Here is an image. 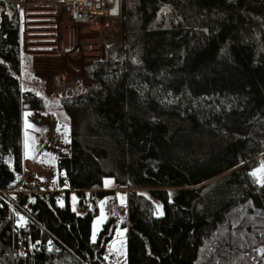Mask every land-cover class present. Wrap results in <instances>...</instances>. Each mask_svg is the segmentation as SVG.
<instances>
[{
    "label": "trees",
    "instance_id": "1",
    "mask_svg": "<svg viewBox=\"0 0 264 264\" xmlns=\"http://www.w3.org/2000/svg\"><path fill=\"white\" fill-rule=\"evenodd\" d=\"M19 14L0 0V188L23 171V110L45 107L21 85L38 80ZM118 21L90 84L57 96L70 144L57 178L91 203L37 196L18 224L0 209V264H112L117 219L91 239L105 178L130 189L126 264H264V0H120Z\"/></svg>",
    "mask_w": 264,
    "mask_h": 264
},
{
    "label": "rangeland",
    "instance_id": "2",
    "mask_svg": "<svg viewBox=\"0 0 264 264\" xmlns=\"http://www.w3.org/2000/svg\"><path fill=\"white\" fill-rule=\"evenodd\" d=\"M8 1L15 2L19 7V2L23 0ZM35 2L37 4H42L40 0H35ZM53 12H58V21H62L65 27V51L64 49L59 50L57 48H54L53 50L52 48H49L48 53L51 54L54 53V51H57L60 54H65L64 64L60 65L62 67H59L64 70L63 77L65 79V85L68 86L69 83H71V79H74L76 77L86 78L84 74L85 65L103 58V56L105 55V45L108 43L106 41L105 36L109 33V31L104 29V25L100 23L101 19L98 22L92 23L90 25H78L70 22L66 15L62 14L61 11L54 9ZM52 18L53 20L55 19L54 17ZM116 18V23L111 27L113 28L114 32V36L111 37V41L120 40L119 21L118 17ZM53 20L51 18H45L42 23H45L47 24V27H50L51 24H54ZM37 23L39 22L36 21L35 24ZM35 50H37V48H33L32 46L26 47L22 45L21 47V52L31 56V58L32 54L30 52H35ZM57 56L60 57V55H55V60L61 59L57 58ZM59 67L57 66V68ZM53 74L56 73H49L50 76ZM38 86L40 87L41 85L38 84ZM83 87H85V85ZM43 90L44 89H42V91ZM35 91L38 93V95L42 97L45 107L42 110H23L22 144L24 172H22V174H29L30 176H33L35 178L50 181L52 186L57 187L59 184V180L56 176V158L53 155L58 153H66L67 149L68 155L70 153L67 126L68 115L65 110L61 107L60 101L57 96H74L77 94H41L38 90ZM38 122L42 123V126L38 129H35L38 125ZM51 126H55L58 135H60L59 143H55V141L51 139L52 134L48 133L50 131ZM50 148H54L57 152L50 155ZM64 150L65 152H63ZM261 168L262 164H259V166H257L253 171L257 172V174L254 176L259 182L264 181V171H258ZM22 174L18 176V183L21 182L24 178ZM103 182V185L105 187L111 189L117 188L118 191L115 193H109V195L103 197L97 203L96 206L98 208V212L97 215L93 218L91 226L92 240H95L97 238L102 223L105 222L108 216V212L106 210V202L108 197L110 196L119 205H127V196L130 192L129 188H122L116 186L112 178H105ZM30 184L31 181H28L24 185L28 187ZM125 190H128V192H126ZM69 202L71 208L76 213L82 214L84 212V207L80 204L79 197L77 196V194L70 193ZM117 221L118 227L116 228L113 235V237H117V240L114 243L113 250L118 254L119 260L113 264H123L125 244L124 239H122V237L125 236V227H122L121 224L122 222L126 223V220L124 217H119L117 218Z\"/></svg>",
    "mask_w": 264,
    "mask_h": 264
},
{
    "label": "built area",
    "instance_id": "3",
    "mask_svg": "<svg viewBox=\"0 0 264 264\" xmlns=\"http://www.w3.org/2000/svg\"><path fill=\"white\" fill-rule=\"evenodd\" d=\"M42 4L51 6L61 11L66 15L68 20L78 25H90L98 22L100 19L104 20V29L108 30L106 34V41H111L114 36L113 28H111L117 20L116 17L110 16L109 12L112 7L107 0H40ZM116 39V38H113ZM23 180L17 182L11 188H0V209H5L10 215L13 223H21L23 221H31V213L34 201L37 196L44 198L54 197L59 201H64L67 194H76L77 192L69 185V178L64 177L58 186H52L50 181L41 180L30 176L29 174H22ZM29 179V180H28ZM31 181L27 187L24 184ZM128 192V190H125ZM92 190H83V207H87L91 203ZM106 210L108 216L112 218L124 217L127 222V205H119L110 196L106 202ZM21 218H23L21 220ZM128 234L125 228V237ZM117 237H113L105 246L104 257L113 263L119 260L118 254L113 250V246ZM35 244L50 249L54 246L53 240L48 237L45 241L36 239ZM125 244V243H124ZM17 253H21L19 248Z\"/></svg>",
    "mask_w": 264,
    "mask_h": 264
},
{
    "label": "crops",
    "instance_id": "4",
    "mask_svg": "<svg viewBox=\"0 0 264 264\" xmlns=\"http://www.w3.org/2000/svg\"><path fill=\"white\" fill-rule=\"evenodd\" d=\"M56 9L51 6H44L42 4H37L35 0H23L19 2V12H20V43L21 47L23 46H32L37 48L35 52H30L32 54V71L33 77L38 81H35L36 84H40L44 89V94H78L83 90V86H87L90 81L87 78L76 77L71 79L68 86L65 85V79L63 77L64 70L60 65L64 64L65 54H60L57 51L49 54V48L64 49V24L62 21H58V12H53ZM57 10V9H56ZM59 11V10H58ZM54 17L55 19L53 20ZM45 18H51L54 24H51L50 27H47V24L42 23ZM38 21L39 23L35 24ZM52 28V29H50ZM64 43V44H62ZM57 53V54H55ZM52 55H60L55 60ZM105 56V55H104ZM103 56V58H104ZM39 57V58H38ZM102 58V59H103ZM57 66L59 68H57ZM55 72L56 74L49 75V73ZM51 118V117H50ZM42 126V123L38 122V125L35 129H38ZM49 134H52L51 139L55 143L60 142V135L57 133L55 126H51ZM68 146V145H67ZM58 147V146H57ZM68 151V149H67ZM66 153H58L53 155L56 159L60 156L68 155ZM57 151L54 148L49 149V154L52 155ZM65 152V150L63 151ZM24 169V168H23ZM57 176V173H56ZM104 183V182H103ZM102 190L112 191L113 193L117 192L118 189L107 188L102 185ZM70 195V194H69ZM123 264H126L125 254Z\"/></svg>",
    "mask_w": 264,
    "mask_h": 264
},
{
    "label": "water",
    "instance_id": "5",
    "mask_svg": "<svg viewBox=\"0 0 264 264\" xmlns=\"http://www.w3.org/2000/svg\"><path fill=\"white\" fill-rule=\"evenodd\" d=\"M107 2L112 5L110 9V16L112 17H119L120 14V0H107ZM100 23L103 24V19L100 20ZM22 88L26 91L38 90L39 88L35 84H31L26 82L23 78L21 79ZM40 92V91H39Z\"/></svg>",
    "mask_w": 264,
    "mask_h": 264
},
{
    "label": "snow or ice",
    "instance_id": "6",
    "mask_svg": "<svg viewBox=\"0 0 264 264\" xmlns=\"http://www.w3.org/2000/svg\"><path fill=\"white\" fill-rule=\"evenodd\" d=\"M258 171H264V164H262V168L260 169V170H258ZM253 175H256L257 174V172H253L252 173ZM23 218H21V220H22Z\"/></svg>",
    "mask_w": 264,
    "mask_h": 264
}]
</instances>
